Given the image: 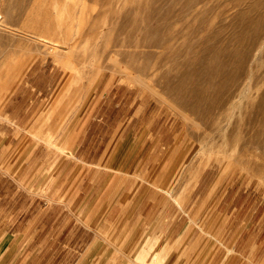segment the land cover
<instances>
[{
    "label": "rangeland",
    "instance_id": "374dc122",
    "mask_svg": "<svg viewBox=\"0 0 264 264\" xmlns=\"http://www.w3.org/2000/svg\"><path fill=\"white\" fill-rule=\"evenodd\" d=\"M0 87V264H264V0H0Z\"/></svg>",
    "mask_w": 264,
    "mask_h": 264
},
{
    "label": "crops",
    "instance_id": "0c3cea01",
    "mask_svg": "<svg viewBox=\"0 0 264 264\" xmlns=\"http://www.w3.org/2000/svg\"><path fill=\"white\" fill-rule=\"evenodd\" d=\"M1 88V87H0ZM0 97H1V94H0ZM78 134V133H77ZM77 134L75 135V137H74V140L75 141H77V146L78 147H80L81 146V143L83 142H85V138L84 137H82L81 136V138H78V136H77ZM79 141H81V142H79ZM76 146V147H77ZM78 153V152H77ZM5 163H4V161L2 160V161H0V166L1 165H4ZM31 166H33V163H32V161H29V162H25L24 163V165L21 167L22 169H21V172H27V169L29 168V167H31ZM62 171H63V169L61 170V171H59L60 173H62ZM30 173L28 174V176L27 177H25L24 178V187H25V189L26 190H28V189H37V187L38 186H40L42 183H43V181H42V179L40 180V181H37V183H34V184H29V183H26V181H27V179L31 176V172H32V170L30 169V171H29ZM74 178H72L71 180H70V182L73 180ZM69 182V183H70ZM69 183H67L66 184V182L65 181H63V183H61V184H56L55 185V187H53V192H52V194L50 195V197H48V198H52L54 195H56V193H58V194H60L61 193V191H59L60 190V188L62 187V188H67V186H68V188H67V191H69V194L71 195V198L72 199H70V200H72V206H79V205H81V203H82V199H81V196H80V194H79V190H77L76 188L78 187L76 184H74V182H72V183H70V185H69ZM51 188H52V186H51ZM67 191H66V193H67ZM57 194V195H58ZM62 194H60V195H58L59 196V198L60 197H62L61 196ZM65 195V194H64ZM74 198V199H73ZM95 198H96V196L93 198V200H95ZM120 200V198L118 199V201ZM68 204H69V201H68ZM83 205H85V202L84 203H82ZM96 204H99V201L97 200V201H92V203H90V205H94V206H96ZM119 203H115V206H117ZM114 205V204H113ZM88 216H90L91 217V221H92V214H88ZM97 220V217L95 218V220L94 221H96ZM125 220H122V222H124ZM92 223V222H91ZM125 226H126V223H125ZM137 238L135 237V238H133L132 240H136ZM90 253H91V251H90Z\"/></svg>",
    "mask_w": 264,
    "mask_h": 264
},
{
    "label": "bare ground",
    "instance_id": "6f19581e",
    "mask_svg": "<svg viewBox=\"0 0 264 264\" xmlns=\"http://www.w3.org/2000/svg\"><path fill=\"white\" fill-rule=\"evenodd\" d=\"M73 36L74 35H72V37ZM66 45H67V43L65 42L63 44V47L66 46ZM200 65H202L203 67L197 70L198 71L197 75H198L199 78H204L202 76L204 74L210 78V77L215 76L214 74L218 72L217 66L214 65V63H212V62L204 61V62L200 63ZM204 68H206L208 70V72H204ZM193 72L196 74V71H193ZM189 73H190V71L188 70V71L185 72V75L188 76ZM191 75H192V72H191ZM209 78H208V81L212 80L211 78L210 79ZM188 79H189V77H187L186 81L181 80V83L178 85V89L182 93H187L189 95L186 98V100L191 101V99L197 98V97H200L201 99H204L205 98V91L203 89H201V88L194 87L195 85L199 84V81L197 80V78L194 79V80H192V79L188 80Z\"/></svg>",
    "mask_w": 264,
    "mask_h": 264
}]
</instances>
